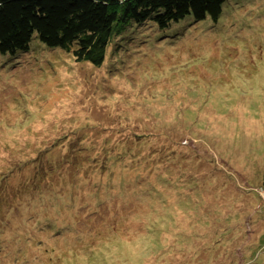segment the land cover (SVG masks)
I'll return each mask as SVG.
<instances>
[{
  "label": "rangeland",
  "instance_id": "obj_1",
  "mask_svg": "<svg viewBox=\"0 0 264 264\" xmlns=\"http://www.w3.org/2000/svg\"><path fill=\"white\" fill-rule=\"evenodd\" d=\"M240 5L243 9L233 14L235 23L222 22V38L215 44L207 37L200 42L181 39L190 32L150 42L141 35L134 40L139 46L110 57L100 69L46 50L40 54L50 63L30 58L0 64V198L7 201L0 206L5 209L2 223L9 222L6 235L26 232L25 218L41 204L57 211L55 216L86 220L79 226L82 242L43 237L44 243L27 248L28 260L18 264H224L226 251L231 250L233 260V251L239 255L241 248L247 256L238 264H264V0H242ZM180 63L183 71L171 79ZM143 64L155 70L156 65L157 74ZM192 80L199 83L193 85ZM137 135L154 145L166 144L170 160L156 159L158 167L172 165L163 174H185L186 179L193 173L196 178V185L184 192L177 183L159 188L161 198L166 191L176 195L169 212L177 207L179 213L172 217L170 236L163 233L157 247L136 240L145 233L140 223L157 220L164 212L161 199L138 202L137 195L154 192L144 189L146 181L154 179L151 167L132 174L123 164L128 177L137 176L135 187L107 196L116 189L111 184L100 193V215L85 219L93 201L80 182L104 173H90V166L79 160L106 145L123 150L130 145L123 143ZM87 145L95 150H85ZM188 168L193 169L184 171ZM44 181L51 183V191L61 198L58 202L46 197ZM40 183L45 188L42 201L28 207L23 197L31 195V188L39 200L33 185ZM188 196L190 201L179 210L178 201ZM131 205L137 208L135 214ZM119 217L130 232L136 231L134 236L93 237L101 225L112 228ZM198 227L203 232L196 231ZM215 228L216 235L209 238L207 232ZM87 244L94 246L93 252ZM96 249L109 260L89 255ZM12 258L8 250L0 262L8 264Z\"/></svg>",
  "mask_w": 264,
  "mask_h": 264
},
{
  "label": "trees",
  "instance_id": "obj_2",
  "mask_svg": "<svg viewBox=\"0 0 264 264\" xmlns=\"http://www.w3.org/2000/svg\"><path fill=\"white\" fill-rule=\"evenodd\" d=\"M241 2L242 0H0V64L10 62L17 64L24 60L27 62L26 60L30 58H34L33 61L45 64V60L47 61L48 59L44 55L41 56L40 53L44 50L43 53L46 54V50L68 54L76 62L90 64L94 68L100 69L110 57L117 55L121 51H128L132 46H139L136 45L134 40L141 35L146 36L145 42H150L154 41V37L161 41H166L169 38V34L173 35L172 37L174 38L180 37L184 32H190L191 34L196 33L195 36L191 34L182 35L181 39L188 36L190 39L200 42L204 37H207L206 39L209 40L210 44H215L217 38H222V22L230 23L231 19L233 20L232 23L236 22L233 14L243 9L240 5ZM240 24L242 25L241 22ZM150 34L153 35V38H148ZM205 47L203 45L200 46L203 50H205ZM50 62L48 60V63ZM197 64L202 66V62ZM182 65L180 63L178 67H173L172 71L175 74L173 73L174 75L170 76L171 79H176L177 72L183 71L184 67ZM203 66H208L207 69L210 68V65L204 63ZM155 67L158 71L156 65ZM143 68L156 72L154 67L146 64H143ZM107 69L109 70L111 67H107ZM191 83L196 85L199 82L192 80ZM26 100L27 98H25ZM125 143H130V145H125ZM172 143L175 144L176 142L171 140L170 144ZM123 144L126 146L125 148L121 147L123 150L106 145V149H102V152H97L100 154L96 153L95 148H90L89 145L85 146V150L95 151L91 154H85L86 158L79 160V162L88 164L90 173H96L97 171L103 172L104 175L101 178L90 179V177H87L86 181L80 182L82 184L81 188L86 190L87 187L89 191L88 199L93 201L88 206V208L91 207L93 209L84 216L85 219H89L96 213L100 215L98 210V207L102 205L100 193L106 192L111 184L116 189H111L107 192V196L111 195V192L124 194L129 191L130 187L128 186L134 185L135 187L137 176L128 177L129 173H124L123 164L128 169H133L132 174L137 169H143L144 166L151 167L155 172L153 175L154 179L149 178L144 189L154 192H144L139 196L137 195L139 198L138 202L141 205L151 198L161 199L164 212L157 220L150 219L141 222V226L145 228V233L139 235L136 240L141 244H145V247L147 243L150 245L157 244V247L163 233H165L164 237L170 236L172 217L179 213L176 206H174L176 207L174 211L169 212L171 205L177 200L176 195L170 197L171 195L169 196L166 191L161 198L158 195L160 192L159 188L173 187L174 183H177L181 192H184L185 188L196 185V178L193 173H191L190 178L186 179H182V177L186 176L185 174L182 177L178 174L172 177L169 174H163L164 172H170L172 167L169 163L163 164L162 167H158L156 164V159L158 158H162L165 161L166 159L170 160V153L166 152V144L164 143L154 145L155 142L152 140L144 139L143 135H137L134 140ZM144 150L146 152H143ZM68 162L72 161L69 160ZM72 165L73 163L70 164V166ZM76 166L81 167V164L76 163ZM74 167L75 164L72 168ZM192 169L188 168L184 171ZM196 173L199 175L197 171ZM183 182L184 184H182ZM42 184L45 188L47 187L48 191L44 192V194L46 193V197H49L51 201L56 203L58 202L57 200L61 199L58 194L51 191V183L49 181H44ZM42 184L33 185L38 187L40 194L37 195V198L39 200H34V195L36 194L31 188V195L29 197L28 194L24 195L23 202L27 201L28 207L31 206L33 208L37 201H42V194L45 189ZM206 187L209 188V185ZM183 198L181 203L180 200L178 201L179 210H181V206H185L190 201L189 196L186 201ZM16 199H19V197L16 196ZM106 201L107 203L109 202L107 198ZM2 203L7 204L4 197L0 198V205ZM131 206L134 209L132 213L135 214L137 208L135 205ZM193 211H190V213H193ZM4 212L5 209L0 206V258L3 261L7 251L10 250L13 253V258L12 261L7 262L8 264L26 262L28 260L26 249L44 243L41 239L43 237L44 239L64 238L73 242H82V233L84 231L82 232L79 226L86 220L74 219L71 216L65 219L61 216L59 217L58 214L55 216L57 211H49L41 204L38 210L29 213L25 218L26 232L7 236L6 229L9 222L7 224L2 223ZM118 212L116 211V213ZM120 216L124 217V214ZM123 220V218L119 217L112 228L109 227V223L101 225L97 234L94 233L93 237L116 234L134 236L136 231L130 232V228L123 224ZM184 222L186 223V221ZM184 222L181 223L182 230H185ZM104 225H106V229H103ZM229 225L226 226L227 230ZM14 228L13 226L12 231ZM125 228H127L126 232H124ZM187 230H190L188 224ZM198 230L203 232L199 227L196 231ZM216 231L217 229L215 228L214 232H207L208 237H214ZM86 234L91 236L89 232H86ZM105 246L107 247L109 244L107 243ZM85 248H88L90 252L94 251L93 245L88 247L87 244ZM236 250L233 251V260H231V250L224 253V256L227 257V262L223 261L225 262L224 264H238L241 260H245L247 255L243 249H238L239 255H237ZM95 251L96 254L89 255L109 260V255L99 256L98 254L101 250L96 249ZM221 254L223 255V252ZM117 259L121 258L118 257ZM125 259L128 260L124 257ZM0 264L2 263L0 262ZM220 264H222V261Z\"/></svg>",
  "mask_w": 264,
  "mask_h": 264
}]
</instances>
